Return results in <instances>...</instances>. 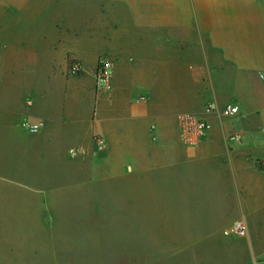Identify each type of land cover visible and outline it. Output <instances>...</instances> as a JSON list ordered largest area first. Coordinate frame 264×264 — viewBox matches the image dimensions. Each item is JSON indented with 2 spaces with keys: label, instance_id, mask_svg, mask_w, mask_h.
<instances>
[{
  "label": "crops",
  "instance_id": "crops-1",
  "mask_svg": "<svg viewBox=\"0 0 264 264\" xmlns=\"http://www.w3.org/2000/svg\"><path fill=\"white\" fill-rule=\"evenodd\" d=\"M261 2L0 0V153L18 143L36 167L30 199L6 196L0 216L17 224L4 221L0 236L18 233L42 246L29 263L21 255L9 260L2 247L0 264L66 262L78 248L68 241L75 214L64 207L75 193L95 190L99 212L83 215L82 231L95 249L106 246L110 231L93 229L97 217L131 221L130 252L141 231L158 253L179 254L181 264H264ZM103 57L115 64L106 89L96 79ZM73 61L82 66L76 76L69 74ZM227 106L238 115L225 116ZM181 114L212 129L186 137ZM25 120L40 124L39 132L25 130ZM6 170L0 161V175ZM109 205L125 208L111 214ZM239 220L247 222V238L234 233ZM177 222L178 233L171 230ZM165 235L178 237L176 248ZM108 246L121 250L120 243Z\"/></svg>",
  "mask_w": 264,
  "mask_h": 264
},
{
  "label": "rangeland",
  "instance_id": "rangeland-1",
  "mask_svg": "<svg viewBox=\"0 0 264 264\" xmlns=\"http://www.w3.org/2000/svg\"><path fill=\"white\" fill-rule=\"evenodd\" d=\"M262 5H264V0H261ZM14 14L10 13L9 17H13ZM29 158L26 157V154L23 152L21 146L16 143L14 147L6 146L5 149L0 153V161L5 164L6 171L3 175H0V210L1 206L5 204L6 196L11 193L12 197H20L23 199H30L35 193L34 190V180L33 175L36 167L32 162H29ZM28 171V172H27ZM33 180V181H32ZM19 194V195H18ZM75 197L74 203L67 204L64 207L65 212L74 213L75 220L69 222L70 231H73L72 235L69 236L68 241L73 242L74 247L77 246L78 249L72 251L68 255V259L66 262H62L60 257H58L59 264H181V259L177 257L179 254H175L173 252H165L164 254L158 253V249H155L156 243L152 245L150 243V235L146 238H143L141 231H138V242L137 248H134V252H130V236H131V221L123 220V221H110V220H100L101 218H95L92 221H89V224L92 225L93 229L96 231L98 225L100 228H104L110 230L109 232L104 231V242L106 246H102L98 249H95L97 244L90 242L89 245H86L85 237L82 235V231L87 229L85 228L87 222H84L83 215L85 213H97L99 212V206L97 204V190H95L94 194H85L82 192H77L73 195ZM94 197V198H93ZM4 199V200H3ZM95 200V201H91ZM26 204L23 203V206ZM103 208V206H100ZM106 212L112 214V212L119 211V209L125 208L124 206H105ZM116 207V210H115ZM60 209L59 205H51L50 210L54 212H58ZM37 212L43 213L41 211V207L37 205ZM2 220H0V228L3 227L5 222H9L10 225L17 224L15 220L10 216V221H5L3 216H0ZM73 219V218H72ZM99 220V221H98ZM5 221V222H4ZM158 222V221H157ZM67 222H59L57 224L58 228L65 227ZM163 224L162 222H158ZM50 222L39 223L37 222V228H49ZM171 230H174L176 233L179 232L178 222L177 224L173 223ZM15 228H20L15 226ZM163 230L167 231L166 224L164 226L161 225ZM22 230V229H21ZM162 230V231H163ZM6 231V230H5ZM133 231V229H132ZM17 232V231H15ZM164 232V231H163ZM151 233V232H150ZM7 234V233H4ZM10 234V233H9ZM15 236H0V249L4 248L2 254L8 256L9 260L16 255L24 256L23 259L25 263H29L32 259H34V255L39 253L42 246L40 244L39 238H37L36 244H25L27 240L25 238H18V233H14ZM156 236L164 235L160 232H153ZM13 235V233H12ZM66 240V238H63ZM25 241V242H24ZM165 244L169 247V249L176 248L178 245V237L173 236H164ZM29 243V242H27ZM121 244L120 251H115L116 248L113 246L114 244ZM80 245V246H79ZM20 250H15L19 249ZM29 247H37V251L34 249H30ZM159 248H162L158 246ZM83 250L81 251V249ZM167 248V247H166ZM100 249V250H99ZM42 251V250H41ZM59 254L63 253V250L58 251ZM219 253H216L218 255ZM72 255V256H71ZM176 255V257L171 258V256ZM214 255V254H213ZM215 256V255H214ZM209 257H212V254H209ZM185 261V260H184ZM182 261V262H184ZM20 263V261H19ZM186 264V263H185ZM213 264V263H206Z\"/></svg>",
  "mask_w": 264,
  "mask_h": 264
},
{
  "label": "built area",
  "instance_id": "built-area-1",
  "mask_svg": "<svg viewBox=\"0 0 264 264\" xmlns=\"http://www.w3.org/2000/svg\"><path fill=\"white\" fill-rule=\"evenodd\" d=\"M115 64L113 60L107 57H103L99 60L98 68L96 72L97 84L100 88H108L109 83L114 74ZM82 72V66L79 62L73 61L69 68V74L71 76H76ZM146 97H139L138 102H145ZM211 110V109H210ZM238 109L235 106H227L224 109V115L228 117H234L238 115ZM178 125L181 133L192 139H199L208 133L212 129V125L204 120L203 118L194 114H181L177 117ZM23 128L30 133H37L40 130V124H32L25 120L22 124ZM264 133V129H263ZM231 140L240 144L242 142V136L240 134H235L231 137ZM100 148L106 146L105 141L101 137L95 139ZM234 233L236 237L244 239L248 237V225L245 220H239L234 225Z\"/></svg>",
  "mask_w": 264,
  "mask_h": 264
},
{
  "label": "trees",
  "instance_id": "trees-1",
  "mask_svg": "<svg viewBox=\"0 0 264 264\" xmlns=\"http://www.w3.org/2000/svg\"><path fill=\"white\" fill-rule=\"evenodd\" d=\"M72 63H73V62L69 63V66H71V65H72Z\"/></svg>",
  "mask_w": 264,
  "mask_h": 264
}]
</instances>
